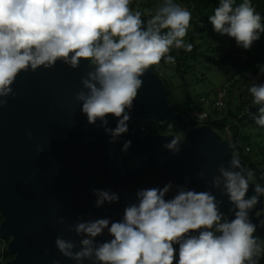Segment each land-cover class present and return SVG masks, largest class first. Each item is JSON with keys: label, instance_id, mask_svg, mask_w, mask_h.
Wrapping results in <instances>:
<instances>
[{"label": "clouds", "instance_id": "obj_1", "mask_svg": "<svg viewBox=\"0 0 264 264\" xmlns=\"http://www.w3.org/2000/svg\"><path fill=\"white\" fill-rule=\"evenodd\" d=\"M131 4L132 0H0V108L7 106L9 97L15 98L12 86L21 73L51 70L58 61L79 69L87 61L91 70L81 77L82 87L74 99L81 104L87 123L102 128L110 145L118 143L130 132L134 101L143 86L141 77L162 60L175 63L170 55L173 48L191 52L193 47L185 42L192 21L187 8L163 0L150 13L141 11L139 5L134 11ZM261 19L251 0L238 5L235 0H219L208 23L217 34L234 39L237 47L251 50L264 34ZM256 67L255 77L264 76V65ZM249 92L252 103L259 106L255 123L264 128V83H253ZM202 101L211 100L202 97ZM217 101L224 106L222 99L214 100V106ZM109 117L117 120L114 128L109 126ZM209 120L196 126L208 125ZM26 135L31 139L33 134L28 131ZM172 137L163 148L179 155L185 140ZM131 147L132 140H127L121 152ZM37 150L43 151L39 146ZM231 155L227 166L221 163L210 179L206 170L198 173L207 190L190 188L191 180L185 177L183 184L169 180L161 187L137 189L118 221L78 217L68 223L59 217L57 223L80 239L77 243L58 235L56 248L76 264H260L264 246L253 235L258 226L250 213L264 197V187L254 184V173L237 155ZM250 184L254 194L248 196ZM213 190L228 198L234 219L220 210L223 201ZM91 192L98 209L121 199L111 188L93 187ZM260 221L264 227V215ZM105 233L111 239L99 242L97 238Z\"/></svg>", "mask_w": 264, "mask_h": 264}, {"label": "water", "instance_id": "obj_2", "mask_svg": "<svg viewBox=\"0 0 264 264\" xmlns=\"http://www.w3.org/2000/svg\"><path fill=\"white\" fill-rule=\"evenodd\" d=\"M90 70L87 61L79 69L58 61L51 70L21 73L12 86L15 98L9 97L7 106L0 108V238L9 239L8 250L15 255L8 264H54L57 260L76 264L56 248L58 235L77 243L80 239L57 223L59 217L68 223L78 217L118 221L137 189L161 187L169 180L183 184L188 177L190 188L204 191L207 187L198 173L206 170L210 179L221 163L227 166L232 159V136L223 139L209 125L196 126L181 137L185 140L182 151L174 156L163 145L177 135H153L133 123L135 119L185 121L169 103L164 81L152 68L141 77L130 132L110 145L109 136L87 123L81 104L74 99L82 87L81 77ZM109 120L114 128L116 118ZM127 140H132V147L122 153ZM252 184L248 196L254 194ZM93 187L111 188L120 194V202L96 208ZM213 194L223 201L220 210L234 219L228 198L215 190ZM263 209L261 197L250 213L257 226L263 217L257 213ZM97 239L103 242L111 237L105 233Z\"/></svg>", "mask_w": 264, "mask_h": 264}, {"label": "trees", "instance_id": "obj_3", "mask_svg": "<svg viewBox=\"0 0 264 264\" xmlns=\"http://www.w3.org/2000/svg\"><path fill=\"white\" fill-rule=\"evenodd\" d=\"M242 0H235V3L238 5ZM253 6L256 8L257 13L262 17L261 23L264 24V0H251ZM174 3L179 4L181 7L187 8L192 13V21L188 30L187 39L188 42L193 45L192 51L187 52L183 49L173 48L170 52V55L175 57V61L178 62V68L185 67L186 69L192 68V64L199 62L201 57H204V60L210 62L211 64L224 67L232 65L235 67L244 66L245 64H250V61H241V54L243 53V48L237 47L236 42L232 39L229 47L218 49L217 47L207 46L205 47L206 42L198 43L195 41L203 40L209 34L214 36L217 34L213 31V28L210 23H208V17L214 14V9L218 7L219 0H174ZM146 21L147 16L143 17ZM264 40V34L261 35V39L258 42ZM205 50H207L205 52ZM211 53V54H208ZM161 62H165L162 60ZM259 65H264V58L257 60ZM157 75L163 78L165 86L168 90L169 100L171 93V85L168 80L157 70V65L151 67ZM247 73H243L242 70L237 71L239 74V79H241V85L237 88H232L233 90L228 91L229 99L224 100V106L218 107L225 108V111L220 114H209L210 120L206 124L211 126L219 135L226 138L228 135L232 136V144L230 150L233 154L237 155L242 159L247 168L254 173L253 183L260 184L264 187V158L263 160L254 159V154L252 153V146H249L250 151L242 147L240 144V137L243 133L245 124H250L254 126L259 132H264V128L260 127L255 123V117L257 115L258 105L252 103L253 97L249 92V88L252 86L250 80H253V83H264V76L256 78L258 74V69L255 66L254 69L247 70ZM248 73H251L252 76H249ZM248 86V89L242 86ZM239 92V93H238ZM218 99V98H216ZM223 100V99H222ZM173 104V103H172ZM175 109L182 112L185 116V122H174L168 120L166 122H155L149 121L146 123V130L151 134H164V133H173L178 136L183 137L185 133L192 127L197 125V122L193 121L190 118V114L193 111H206L202 107L195 106L187 110H181L174 106ZM207 112V111H206ZM138 123V121H137ZM144 126V124H143ZM252 145V144H251ZM260 158V157H259ZM227 218V217H226ZM2 216L0 214V222ZM255 237V234H254ZM8 254V259L14 258V255L11 253ZM0 264H6L2 262ZM260 264H264V259L261 260Z\"/></svg>", "mask_w": 264, "mask_h": 264}, {"label": "rangeland", "instance_id": "obj_4", "mask_svg": "<svg viewBox=\"0 0 264 264\" xmlns=\"http://www.w3.org/2000/svg\"><path fill=\"white\" fill-rule=\"evenodd\" d=\"M162 3L163 0H132L131 7L135 11L137 5H139L141 11L148 9L151 13ZM231 41L232 39L227 36L216 34L214 37L209 34L203 40L200 39V41H195V45L206 42L205 47L209 45L222 49L229 47ZM185 42L189 43L187 36L185 37ZM206 51L207 50H205V52ZM262 57L264 58V40L262 42H254L251 50L243 49L241 61H250L251 63L249 65L245 64L244 66L238 67L228 65L220 67L205 61L204 57H201L199 62L193 63L192 68L189 69L183 66L179 69V64L175 61V63L161 62L157 65V70L161 72L171 85L170 98L174 106L181 110L199 106L210 114L215 115L221 112L223 113L225 108L219 109L217 106H214V100H216V98L223 99V101L228 100V91L241 85V79H239L240 77L237 71L242 70L243 73H247V70L254 69L255 66L258 65L257 60ZM250 81L252 85L253 80ZM242 87V89H244V87L248 89L246 85ZM202 97L210 99V103L202 101ZM240 141L242 147L246 148L248 151H250L249 146H252L254 159L263 160L264 132H259L254 126L246 123ZM262 215H264V210L262 211ZM254 234L255 237L258 238V243L264 246V227L258 226ZM7 243V241L0 239V263H6V261L9 260L8 254H5L9 252L6 247Z\"/></svg>", "mask_w": 264, "mask_h": 264}, {"label": "built area", "instance_id": "obj_5", "mask_svg": "<svg viewBox=\"0 0 264 264\" xmlns=\"http://www.w3.org/2000/svg\"><path fill=\"white\" fill-rule=\"evenodd\" d=\"M216 106H218V107L223 106V102L217 101ZM201 117H203V118H201ZM190 118L195 122H203V121L209 120L208 114L205 112H193V113H191Z\"/></svg>", "mask_w": 264, "mask_h": 264}, {"label": "flooded vegetation", "instance_id": "obj_6", "mask_svg": "<svg viewBox=\"0 0 264 264\" xmlns=\"http://www.w3.org/2000/svg\"><path fill=\"white\" fill-rule=\"evenodd\" d=\"M177 112H179V113H181L182 114V112L181 111H179V110H177V109H175ZM137 121H138V123H137ZM149 121H155V122H160V121H156V120H147V119H135V120H133V122H134V124L136 125V126H139V127H142V128H144L145 130H146V128H145V126H146V123H148ZM166 121H168V120H166ZM166 121H164V122H166ZM161 123V122H160ZM143 124H144V126H143ZM147 131V130H146ZM164 134H171V132H169V133H164ZM153 135H162V134H153Z\"/></svg>", "mask_w": 264, "mask_h": 264}]
</instances>
